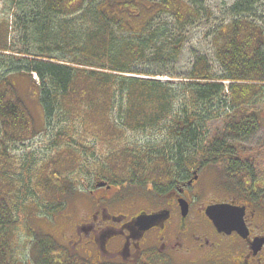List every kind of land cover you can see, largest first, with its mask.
Returning a JSON list of instances; mask_svg holds the SVG:
<instances>
[{
    "label": "trees",
    "instance_id": "obj_1",
    "mask_svg": "<svg viewBox=\"0 0 264 264\" xmlns=\"http://www.w3.org/2000/svg\"><path fill=\"white\" fill-rule=\"evenodd\" d=\"M0 1L10 20H0V264H14L27 221L64 212L81 184L89 183L73 175L87 139L118 149L94 170L110 184L165 187L175 175L220 163L231 170L228 176L241 179L243 198L262 197L253 165L238 158L228 139L244 140L261 126L248 107L264 104V22L240 18L220 26L212 43L221 76L197 56L181 77L187 82L179 96L170 82L140 77H174L155 69H172L183 31L201 17L203 10L190 0ZM260 1L241 0L229 12L236 18ZM163 17L172 27L157 25ZM11 30L24 44L33 42L35 52L13 55ZM20 75L37 87L44 131L59 126L54 156L40 165L11 153L12 145L39 134L9 79ZM223 82H229L228 94ZM219 118L223 135L208 138L207 124ZM159 127L165 134L157 147H121L127 134ZM32 253L34 264H89L46 234L35 235Z\"/></svg>",
    "mask_w": 264,
    "mask_h": 264
},
{
    "label": "flooded vegetation",
    "instance_id": "obj_2",
    "mask_svg": "<svg viewBox=\"0 0 264 264\" xmlns=\"http://www.w3.org/2000/svg\"><path fill=\"white\" fill-rule=\"evenodd\" d=\"M194 171L144 193L133 184L123 192L125 186L108 182L104 187L83 183L79 212L73 219L66 216L67 208L57 214L65 231L59 244L89 264H264L262 199L201 202V169L195 176ZM221 204L243 209L244 235L219 232L206 216L208 207ZM140 215H158V220L141 232L134 226Z\"/></svg>",
    "mask_w": 264,
    "mask_h": 264
},
{
    "label": "rangeland",
    "instance_id": "obj_3",
    "mask_svg": "<svg viewBox=\"0 0 264 264\" xmlns=\"http://www.w3.org/2000/svg\"><path fill=\"white\" fill-rule=\"evenodd\" d=\"M190 1L193 2V4L197 8H201L203 12L198 20H196L193 24L186 28L185 31H183V45L181 47L180 55L178 56L175 65L170 71L166 68H163L162 66H157V68L154 67L156 68L155 70H165V72L170 75H173L174 77H140L153 78L161 82H170L176 88L177 94L179 96L182 93L183 84L187 82V79L183 78H186L189 70L191 69V65L193 64L194 59L197 56L206 57L208 62L212 66L214 74L217 76H221L222 71L213 56L214 48L212 43L213 37L216 34V30L220 26L229 24L231 21L240 18L248 19L257 24L261 23V21L264 22L263 0L255 4V6L252 7V10L248 13L240 15L236 18L231 16L229 10L241 0ZM6 9L7 7L3 5L2 1H0V20H6L8 23H10V20L8 19V16L5 12ZM157 25L160 27L171 26L170 21L166 17L161 18L158 21ZM12 30L10 31V33L12 36L11 38L14 39V41L12 42V47L14 48V53L12 52L13 55L19 53L17 51H19L20 49L35 52L33 42H28L27 44H24L23 42H21L22 37H19L17 34L12 33ZM55 56L60 55L58 53H55ZM146 65L147 64H143L142 69L145 70L147 68L146 71L151 72V70L146 67ZM9 79L12 85L15 87L18 95L24 101L26 107L30 111L35 122V126L39 131V134L35 138L26 141L22 144L12 145L10 148L14 152L11 153L14 156L28 155L29 162H33L37 165H40L42 161L54 156V152L56 150L55 135L57 132L56 130H58L59 126L57 123H53L51 129L49 128L47 131H44L45 124L43 111L38 101V90L35 83H33L29 78L21 75L11 76ZM32 79L37 80L35 76H33ZM178 104L179 102H177V105ZM248 109L254 112L260 118L261 126L253 136H250L240 141H233L229 138L228 144L234 147L235 151L238 154V158L241 161H246L249 164L253 165L254 176L258 178V181L260 182L258 187H262V190H260L262 191L261 201L264 202V104L261 103L258 105H254L252 103L248 107ZM176 110L178 111V108H176ZM163 127H159L156 130H148L136 134L129 133L126 135L124 142H120L121 147L125 143L136 148H143V150L146 149L145 146L147 145H153L157 147L159 145L160 138L163 137L165 134L161 132L162 130H164ZM206 130L208 138L214 137L218 134L223 135L222 119L219 118L209 122L207 124ZM93 143L94 142L92 139H87L84 147L79 148V152L82 154V158L78 162L77 171L73 173L74 177H76L77 180L83 178V181L93 183L94 179L97 177V173H95L94 170L99 169V166L96 165V163H102V161H104V156L108 152L113 151V148L109 145H102L100 143L93 145ZM117 151L118 149L115 148L113 152ZM116 171L120 172V168H116ZM230 171L231 170L226 169L224 165L220 163L214 166L212 165L206 168H202L200 176V186H202V194L199 201H220L231 197H239L241 199L245 191L243 188H241V179H238V177L236 176H228ZM136 172H138V170ZM116 179L119 180V178ZM148 185L149 184L142 187L138 186V188L140 189L139 191L141 193H144L145 187H147ZM126 188L128 187H123V192H125ZM68 202L70 203L67 206L66 216L70 215L71 219H73L74 213L79 212L80 207H82V199L78 195V193H76ZM56 217L57 220H54V218L36 217L27 221L25 225L21 227L18 234V241L16 243L13 254L14 264H34V255L32 253V247L35 235H42V233L44 235H50L53 238H56L61 243L60 235L65 232L63 225L64 223H59L60 219L58 215Z\"/></svg>",
    "mask_w": 264,
    "mask_h": 264
},
{
    "label": "water",
    "instance_id": "obj_4",
    "mask_svg": "<svg viewBox=\"0 0 264 264\" xmlns=\"http://www.w3.org/2000/svg\"><path fill=\"white\" fill-rule=\"evenodd\" d=\"M194 172V176L196 175ZM107 184L105 182H99L97 187H104ZM182 208L185 211V204H182ZM206 216L213 222L214 226L219 232L223 231L230 233L231 231H237L241 235H244L246 229L242 219L243 209L234 207L232 205H213L206 209ZM158 220V215H140L136 218L134 226L139 231L144 232L154 226ZM258 246L260 244H257Z\"/></svg>",
    "mask_w": 264,
    "mask_h": 264
}]
</instances>
